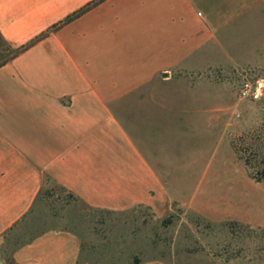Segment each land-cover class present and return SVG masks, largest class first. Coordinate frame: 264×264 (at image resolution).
I'll return each instance as SVG.
<instances>
[{
  "label": "crops",
  "instance_id": "0c3cea01",
  "mask_svg": "<svg viewBox=\"0 0 264 264\" xmlns=\"http://www.w3.org/2000/svg\"><path fill=\"white\" fill-rule=\"evenodd\" d=\"M92 1L0 0L7 44L21 47L46 32L0 65V264L85 257L82 238L68 228L8 245L6 233L30 211L47 176L90 210L164 211L170 196L161 160L124 132L118 100L159 71L195 65L194 54L264 2L102 0L64 21Z\"/></svg>",
  "mask_w": 264,
  "mask_h": 264
},
{
  "label": "rangeland",
  "instance_id": "374dc122",
  "mask_svg": "<svg viewBox=\"0 0 264 264\" xmlns=\"http://www.w3.org/2000/svg\"><path fill=\"white\" fill-rule=\"evenodd\" d=\"M10 55L0 49V60ZM193 57L117 103L124 132L161 160L166 209L90 210L52 182L6 233L10 247L68 228L85 246L76 264H264V2Z\"/></svg>",
  "mask_w": 264,
  "mask_h": 264
},
{
  "label": "trees",
  "instance_id": "16d2710c",
  "mask_svg": "<svg viewBox=\"0 0 264 264\" xmlns=\"http://www.w3.org/2000/svg\"><path fill=\"white\" fill-rule=\"evenodd\" d=\"M100 1H102V0H93L92 2L86 4L84 7L80 8V9L77 10L76 12H74V13L68 15V16L64 19V21L66 22V21H69V20L73 19L74 17H76V16L80 15L81 13H83V12H84L86 9H88L90 6L95 5L96 3L100 2ZM45 34H46V32H44V33H42V34H40V35H37V36H36L35 38H33L30 42L24 44V45L21 46V47H12V46H10L9 44L6 43V41L2 38V36H1V34H0V49H1L2 47H4V48H6V49H8V50H11V55H10V57H7V58L3 57V58L0 60V65H2L3 63H5L7 60H9L10 58H12L13 56L17 55V54H18L20 51H22L23 49H25V48H27L28 46H30L31 44H33L37 39H39L40 37H42V36L45 35ZM244 162H245L246 165L249 164V162L247 161L246 158H244ZM254 178H256V180H259V177L256 176V175H254ZM52 182H55V181H53V180H52L50 177H48V176L44 179V184H48V183H52ZM55 184L58 185L61 189H64V187H62V186L59 185L58 183L55 182ZM64 190H65V189H64ZM41 191H42V190H41ZM41 191H40V192H41ZM68 193H69V192H68ZM38 196H39V195H38ZM137 261H138V259L135 260V261H133V263H136Z\"/></svg>",
  "mask_w": 264,
  "mask_h": 264
},
{
  "label": "built area",
  "instance_id": "2783aa9c",
  "mask_svg": "<svg viewBox=\"0 0 264 264\" xmlns=\"http://www.w3.org/2000/svg\"><path fill=\"white\" fill-rule=\"evenodd\" d=\"M250 92V84L248 82H246L245 84H243V86L241 87V93L243 95H248Z\"/></svg>",
  "mask_w": 264,
  "mask_h": 264
},
{
  "label": "water",
  "instance_id": "95a60500",
  "mask_svg": "<svg viewBox=\"0 0 264 264\" xmlns=\"http://www.w3.org/2000/svg\"><path fill=\"white\" fill-rule=\"evenodd\" d=\"M262 85H263V81H260V82H259V87L257 88V92L260 91Z\"/></svg>",
  "mask_w": 264,
  "mask_h": 264
}]
</instances>
